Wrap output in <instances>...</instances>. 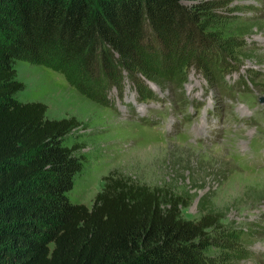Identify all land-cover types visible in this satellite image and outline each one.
Here are the masks:
<instances>
[{"label": "rangeland", "instance_id": "rangeland-1", "mask_svg": "<svg viewBox=\"0 0 264 264\" xmlns=\"http://www.w3.org/2000/svg\"><path fill=\"white\" fill-rule=\"evenodd\" d=\"M200 1L207 49L147 46L148 61L119 70L122 80L96 70L74 87L16 60L14 97L43 104L47 120L79 123L62 143L83 160L70 203L90 208L108 175L162 189L185 201L182 219L219 218L202 264H264V0Z\"/></svg>", "mask_w": 264, "mask_h": 264}, {"label": "trees", "instance_id": "trees-1", "mask_svg": "<svg viewBox=\"0 0 264 264\" xmlns=\"http://www.w3.org/2000/svg\"><path fill=\"white\" fill-rule=\"evenodd\" d=\"M184 1L193 4L0 0V264H202L217 216L184 220L181 197L111 175L90 208L70 203L83 160L62 143L79 123L47 120L43 104L14 97L23 90L16 60L40 62L74 87L96 70L108 83L121 70L127 77L147 46L207 49L208 3Z\"/></svg>", "mask_w": 264, "mask_h": 264}, {"label": "water", "instance_id": "water-1", "mask_svg": "<svg viewBox=\"0 0 264 264\" xmlns=\"http://www.w3.org/2000/svg\"><path fill=\"white\" fill-rule=\"evenodd\" d=\"M258 102L259 103H263L264 102V98H258Z\"/></svg>", "mask_w": 264, "mask_h": 264}]
</instances>
